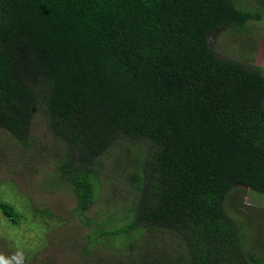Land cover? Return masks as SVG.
Instances as JSON below:
<instances>
[{
	"label": "trees",
	"instance_id": "trees-1",
	"mask_svg": "<svg viewBox=\"0 0 264 264\" xmlns=\"http://www.w3.org/2000/svg\"><path fill=\"white\" fill-rule=\"evenodd\" d=\"M250 23L264 25V0H0V129L27 146L33 117L47 120L76 211L102 196L94 176L114 145L140 150L134 171L112 172L130 181L131 208L91 236L122 240L118 264H143L134 243L152 232L179 238L176 264H264L229 202L264 205V68L212 46Z\"/></svg>",
	"mask_w": 264,
	"mask_h": 264
},
{
	"label": "rangeland",
	"instance_id": "rangeland-1",
	"mask_svg": "<svg viewBox=\"0 0 264 264\" xmlns=\"http://www.w3.org/2000/svg\"><path fill=\"white\" fill-rule=\"evenodd\" d=\"M250 28L251 32L242 36L219 33L212 38V46L223 57L230 55L241 60L243 56L247 62L254 61L264 68V25L251 24ZM32 120L27 146L18 143L8 130L0 129V144L10 143L3 145L6 155L0 154V198L25 216L20 225H11L0 209V264H118L119 258L126 262L128 256L116 258L120 244L124 245L122 240L99 236L96 239L99 243L92 245L91 236L94 237L96 225L102 231L117 229L120 222H112L110 218L115 213L123 216L131 208L130 181L112 172L113 167L115 170L125 167L123 175L134 171L139 166L140 150L129 149L130 155L126 158L120 153L125 146L114 145L104 168L94 176L104 189L102 196L96 198L89 211L79 213L72 187L57 175L59 166L65 162L63 142L51 136L47 120L41 114ZM111 182L113 186L109 188ZM108 196L112 198L109 203L104 201ZM241 196L239 193L230 197V205L242 219L251 247L264 260V205L251 206L262 198L250 193L243 195L248 203L244 205L240 202ZM118 201L123 210L117 208ZM134 244L143 253L136 256V261L143 264H147L144 254L155 262L176 264L183 253L179 238L171 233H148Z\"/></svg>",
	"mask_w": 264,
	"mask_h": 264
}]
</instances>
